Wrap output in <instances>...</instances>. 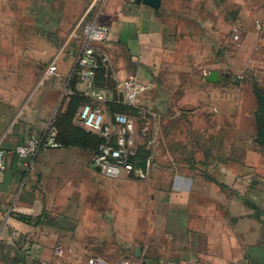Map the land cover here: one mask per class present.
Masks as SVG:
<instances>
[{"label": "crops", "instance_id": "1", "mask_svg": "<svg viewBox=\"0 0 264 264\" xmlns=\"http://www.w3.org/2000/svg\"><path fill=\"white\" fill-rule=\"evenodd\" d=\"M225 2L206 0L192 15L166 0H0V264H264V104L255 93L264 90V31L255 23L242 63H233L216 31L221 15L233 25ZM88 20L110 27L96 46L106 59L98 86L114 90L132 76L153 84L137 105L152 123L173 110L189 119L207 110L211 141L195 162L146 158L145 174L117 179L90 168L97 144L79 127L89 99L74 74ZM26 68L36 75L30 93L12 95L11 76ZM212 71L219 82L207 80ZM116 99L114 108H130ZM51 125L58 147L16 155Z\"/></svg>", "mask_w": 264, "mask_h": 264}, {"label": "built area", "instance_id": "2", "mask_svg": "<svg viewBox=\"0 0 264 264\" xmlns=\"http://www.w3.org/2000/svg\"><path fill=\"white\" fill-rule=\"evenodd\" d=\"M256 26L264 31V24L261 21L257 20ZM233 32L234 38H239L238 27H234ZM82 34L83 41L77 56L74 74L78 81L84 84L83 94L89 100L80 107L77 120L81 127L102 139L89 166L108 178L117 179L137 174L136 164L138 160H141L138 158L141 148L149 149L155 139L143 137L147 136V126L141 128L136 118L129 113L112 112L108 103L117 102L116 98L119 96L122 104L130 108L137 107L141 96L153 88V84L144 83L132 76L121 80L114 90L98 86L96 84L97 71L106 59L98 53L96 46L108 38L110 27L96 20H88L82 25ZM56 69V64L52 62L47 70L52 74ZM59 145L57 130L51 125L44 134L29 136L25 142L17 145L14 151L18 157L26 158ZM5 154V149L0 146V173L7 168ZM17 235L18 231L14 230L12 236ZM54 252L59 256L66 254L60 246H57ZM87 264H108V262L101 257H90ZM119 264L149 263L141 258H124Z\"/></svg>", "mask_w": 264, "mask_h": 264}, {"label": "rangeland", "instance_id": "3", "mask_svg": "<svg viewBox=\"0 0 264 264\" xmlns=\"http://www.w3.org/2000/svg\"><path fill=\"white\" fill-rule=\"evenodd\" d=\"M166 1L167 4L174 6V8L179 11L188 10L189 13L195 15L198 11V7L206 0ZM222 5L225 10H228L227 12L230 15L229 21H233V25L222 24V15L220 16L221 23L216 28L218 32L217 35L221 41L219 44V50L221 51L219 52L222 53V51H225L231 55L233 54L232 62L239 65L243 61L242 56L246 50L244 48L245 35H253V27H255V23L259 19L258 16L264 14V0H229L228 3L225 2ZM243 8L250 11L251 16L249 18H242ZM259 21L261 20L259 19ZM234 27H238L239 29V38H234L233 35L232 40L229 35L231 36ZM240 32H243V34H240ZM257 63H259L258 59ZM19 70L23 71L25 68ZM26 72L27 74L20 73L11 76L12 87L15 88L11 91L12 95L30 93L36 75L32 73L31 68H26ZM8 77L9 76H5L6 81ZM24 86L27 88L21 91V88ZM125 112L133 115L141 128L145 126L148 127L149 132L147 136L143 137H152L155 139L154 144L147 149L150 151L148 158L151 159L152 163L166 162L179 165L182 162H195L196 159L201 156L197 153L202 151L203 147L201 146L206 143L209 144L211 141L213 123L211 122L210 115H208L207 110L204 108L193 110L190 119L186 118L185 115L182 116L181 112L173 110V112H171L174 114L173 117L162 115L163 117L160 120L158 117L153 123L151 121L153 117L149 116L151 113L140 106L129 108ZM157 112L160 111L157 110Z\"/></svg>", "mask_w": 264, "mask_h": 264}, {"label": "trees", "instance_id": "4", "mask_svg": "<svg viewBox=\"0 0 264 264\" xmlns=\"http://www.w3.org/2000/svg\"><path fill=\"white\" fill-rule=\"evenodd\" d=\"M101 67H102V66H101ZM101 67H100V68H101ZM100 68H99V69H100ZM98 72H99V70L97 71V74H98ZM96 77H97V75H96ZM96 84H97V83H96ZM97 85H98V84H97ZM255 93H256L258 99L261 100V102H263V104H264V90H260L258 87L255 86ZM78 94H79V93H75V94L73 95V97H74V96H75V97L78 96ZM108 104H109V108H110V110H111L112 112H118V111L123 112V109H120V108H114V107L112 106V105H113V102H109ZM122 108H123V107H122ZM263 112H264V107H263ZM263 117H264V115H263ZM263 122H264L263 119H262V118H259V124H262ZM263 124H264V123H263ZM263 124H262V125H263ZM79 127H80L82 130L88 132L87 134L91 135L92 138H94V139L96 140V144H97L96 149H97L98 146H99V144L101 143L102 139H101L99 136H97L96 134L91 133V132L85 130L83 127H81V126H79ZM260 130H261V131H260L261 136L264 137V125L260 127ZM57 140H58V134H57ZM149 154H150V151H149V150H147V149H145V148H141V150H140V152H139V155H138V158H139V159H146V158H148Z\"/></svg>", "mask_w": 264, "mask_h": 264}, {"label": "water", "instance_id": "5", "mask_svg": "<svg viewBox=\"0 0 264 264\" xmlns=\"http://www.w3.org/2000/svg\"><path fill=\"white\" fill-rule=\"evenodd\" d=\"M142 1L153 7H159L161 4V0H142ZM207 80L211 82H219L220 81L219 72L212 71L207 77ZM147 166H148L147 159L138 160L136 164L137 175L141 176L142 174H145L147 170Z\"/></svg>", "mask_w": 264, "mask_h": 264}]
</instances>
